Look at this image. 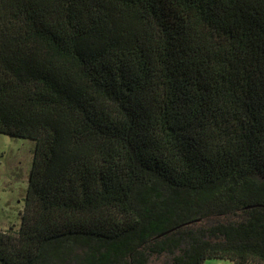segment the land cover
I'll list each match as a JSON object with an SVG mask.
<instances>
[{"label": "trees", "instance_id": "trees-1", "mask_svg": "<svg viewBox=\"0 0 264 264\" xmlns=\"http://www.w3.org/2000/svg\"><path fill=\"white\" fill-rule=\"evenodd\" d=\"M0 134V264H264V0H0Z\"/></svg>", "mask_w": 264, "mask_h": 264}, {"label": "rangeland", "instance_id": "rangeland-1", "mask_svg": "<svg viewBox=\"0 0 264 264\" xmlns=\"http://www.w3.org/2000/svg\"><path fill=\"white\" fill-rule=\"evenodd\" d=\"M36 143L0 134V229L18 228ZM205 264H231L208 259Z\"/></svg>", "mask_w": 264, "mask_h": 264}]
</instances>
